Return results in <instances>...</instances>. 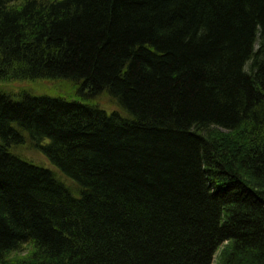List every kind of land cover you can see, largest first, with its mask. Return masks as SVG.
Listing matches in <instances>:
<instances>
[{"label":"trees","instance_id":"1","mask_svg":"<svg viewBox=\"0 0 264 264\" xmlns=\"http://www.w3.org/2000/svg\"><path fill=\"white\" fill-rule=\"evenodd\" d=\"M41 80L79 100L0 92V264H264V0H0Z\"/></svg>","mask_w":264,"mask_h":264},{"label":"rangeland","instance_id":"2","mask_svg":"<svg viewBox=\"0 0 264 264\" xmlns=\"http://www.w3.org/2000/svg\"><path fill=\"white\" fill-rule=\"evenodd\" d=\"M75 87L72 83L63 80H41L35 83L32 82H13V83H0V92L7 95L18 97L22 92H28L33 96H51L64 98L69 101L79 100L75 95ZM101 107L108 113H112L118 110L114 105L109 102H102ZM18 155L24 157L27 160L32 161L36 165L51 170L56 173L58 178L74 193L78 191L74 182L64 175H62L58 169L51 164V162L41 153L36 150H32L30 146H25L18 150ZM216 264V263H214Z\"/></svg>","mask_w":264,"mask_h":264}]
</instances>
